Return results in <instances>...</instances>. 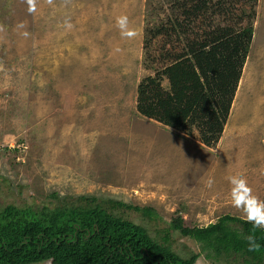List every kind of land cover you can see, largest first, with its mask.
Masks as SVG:
<instances>
[{
	"label": "rangeland",
	"instance_id": "1",
	"mask_svg": "<svg viewBox=\"0 0 264 264\" xmlns=\"http://www.w3.org/2000/svg\"><path fill=\"white\" fill-rule=\"evenodd\" d=\"M203 1L0 0V207L41 209L81 194L150 205L161 216L146 224L161 236L175 210L191 225L246 219L228 177L242 174L264 200V0L235 2L252 41L212 146L135 106L138 82L153 73L142 65L146 23L169 15L190 21L188 37L201 34ZM121 16L134 37L121 34ZM170 241L181 253L199 251L176 232ZM195 264L210 262L200 255Z\"/></svg>",
	"mask_w": 264,
	"mask_h": 264
},
{
	"label": "trees",
	"instance_id": "2",
	"mask_svg": "<svg viewBox=\"0 0 264 264\" xmlns=\"http://www.w3.org/2000/svg\"><path fill=\"white\" fill-rule=\"evenodd\" d=\"M236 1L241 8L243 0H204L207 10L199 17L205 28L192 37L190 21L148 19L142 65L153 73L137 84L138 114L210 146L219 139L253 34L250 22L240 25ZM217 14L231 19L214 24ZM172 213L161 236L146 224L161 216L150 205L84 194L41 209L9 203L0 207V264H195L200 255L210 264H264V228L231 214L191 225L180 210ZM172 232L194 240L199 251L175 250ZM250 235L259 250L249 251Z\"/></svg>",
	"mask_w": 264,
	"mask_h": 264
},
{
	"label": "clouds",
	"instance_id": "3",
	"mask_svg": "<svg viewBox=\"0 0 264 264\" xmlns=\"http://www.w3.org/2000/svg\"><path fill=\"white\" fill-rule=\"evenodd\" d=\"M30 5H34V0H28ZM127 16L118 18V25L121 28V34L127 38H132L136 35L135 30L128 27ZM231 184L232 204L237 209H240L247 221L254 228H264V200L259 199L253 193L248 181L242 174L232 175L228 177ZM211 184V181H209ZM249 242V251L259 250V244L256 243L255 237L250 235L247 237Z\"/></svg>",
	"mask_w": 264,
	"mask_h": 264
}]
</instances>
